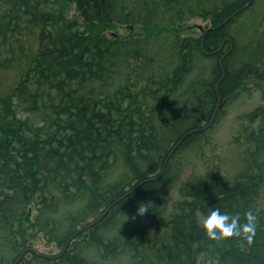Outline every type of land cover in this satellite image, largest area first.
Instances as JSON below:
<instances>
[{"label": "trees", "instance_id": "obj_1", "mask_svg": "<svg viewBox=\"0 0 264 264\" xmlns=\"http://www.w3.org/2000/svg\"><path fill=\"white\" fill-rule=\"evenodd\" d=\"M0 264H264V0H0Z\"/></svg>", "mask_w": 264, "mask_h": 264}, {"label": "rangeland", "instance_id": "obj_2", "mask_svg": "<svg viewBox=\"0 0 264 264\" xmlns=\"http://www.w3.org/2000/svg\"><path fill=\"white\" fill-rule=\"evenodd\" d=\"M53 3H57L58 0H49ZM74 9L70 8L68 18L74 17ZM206 24L200 20H193L191 21L186 29L185 32L192 34V35H199ZM117 33L120 35H125V31L122 29H118ZM261 93L258 91H254L250 98L247 97L246 94H242L239 96L237 100H235L230 106L226 107L223 111V115L219 120V124L213 131L212 134V141L216 146V149L221 150L222 152H226L231 150L230 142L233 140V135L235 134L234 127L238 124L239 119L244 116L245 114L254 110L256 106L261 103ZM209 150H206L207 155H209ZM211 151V150H210ZM191 169V167H190ZM190 173V170L186 172L185 176ZM187 177V176H186ZM175 192L172 190V197L175 199ZM33 247L39 253L43 254H56L59 251L53 246H46L44 241L41 238H37L34 242Z\"/></svg>", "mask_w": 264, "mask_h": 264}, {"label": "water", "instance_id": "obj_3", "mask_svg": "<svg viewBox=\"0 0 264 264\" xmlns=\"http://www.w3.org/2000/svg\"><path fill=\"white\" fill-rule=\"evenodd\" d=\"M75 236H76V235H75ZM73 238H74V236L72 237V239H73ZM67 245H68V244H67ZM67 245L65 246L63 252L66 250ZM29 252L32 253V254H34V255H36V256H38V257H40V258H43V259H49V260L54 259V257H49V256L42 255L41 253H38V252H36V251H34V250H32V249L29 250ZM63 252L61 253V255L63 254ZM55 258H58V257H55Z\"/></svg>", "mask_w": 264, "mask_h": 264}, {"label": "bare ground", "instance_id": "obj_4", "mask_svg": "<svg viewBox=\"0 0 264 264\" xmlns=\"http://www.w3.org/2000/svg\"><path fill=\"white\" fill-rule=\"evenodd\" d=\"M58 257V256H57Z\"/></svg>", "mask_w": 264, "mask_h": 264}]
</instances>
